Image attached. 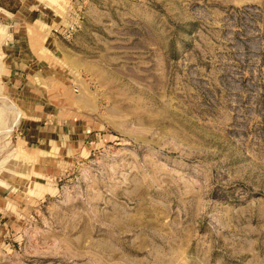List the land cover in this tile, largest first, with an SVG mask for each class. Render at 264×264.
<instances>
[{"label": "rangeland", "instance_id": "374dc122", "mask_svg": "<svg viewBox=\"0 0 264 264\" xmlns=\"http://www.w3.org/2000/svg\"><path fill=\"white\" fill-rule=\"evenodd\" d=\"M41 1L34 77L88 101L92 148L0 214V264H264V0ZM3 22L0 187L29 175Z\"/></svg>", "mask_w": 264, "mask_h": 264}, {"label": "crops", "instance_id": "0c3cea01", "mask_svg": "<svg viewBox=\"0 0 264 264\" xmlns=\"http://www.w3.org/2000/svg\"><path fill=\"white\" fill-rule=\"evenodd\" d=\"M34 2L36 5L26 3V0H0V19L4 21L1 27L6 31L5 35L17 44L15 65L8 68L11 74L7 82L13 83L12 87L21 98L24 108L21 129L22 158L29 171L28 177L21 175L19 180L14 178L1 182L0 214L6 217L20 215V212L25 210L26 202L36 200L34 198L37 197L30 194L40 191L43 186L37 182L38 178L55 177L64 163H75L78 157L92 148V143L87 139L92 137L90 134L94 131V123L85 108L78 106L88 101L84 102L71 94L55 95L56 91L50 95V89L62 87L60 91L64 92V79L57 80L53 76L46 79L34 77L38 69L48 71L47 65L50 66L51 60L53 61L50 58L51 50L45 48L49 33L39 28V25L48 26V23L42 20V15L47 13H39L38 8L43 3L41 0ZM43 9L46 10V7ZM45 51L48 52L47 55H43ZM40 63L44 66H40ZM95 71L94 68L89 70L91 73ZM66 91L68 92V85ZM6 109L12 110L7 107ZM19 113L21 117L20 110ZM15 114L17 117L16 112ZM19 183L26 189L20 191V194L19 190L15 189L16 186L21 187Z\"/></svg>", "mask_w": 264, "mask_h": 264}, {"label": "bare ground", "instance_id": "6f19581e", "mask_svg": "<svg viewBox=\"0 0 264 264\" xmlns=\"http://www.w3.org/2000/svg\"><path fill=\"white\" fill-rule=\"evenodd\" d=\"M7 108L14 110L17 113V115H18L16 117V119L14 120V122L12 123V125L5 131V133H10V132H12L15 129V126L18 125L19 119H20V115H19L17 107L14 106L13 104L9 105V106L7 105Z\"/></svg>", "mask_w": 264, "mask_h": 264}]
</instances>
